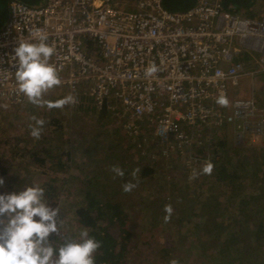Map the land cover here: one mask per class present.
<instances>
[{
    "label": "built area",
    "instance_id": "built-area-1",
    "mask_svg": "<svg viewBox=\"0 0 264 264\" xmlns=\"http://www.w3.org/2000/svg\"><path fill=\"white\" fill-rule=\"evenodd\" d=\"M128 1L11 0L0 28V101H28L18 91L14 49L45 30L60 85L74 90L77 102L80 90L98 109L108 108L126 135L146 131L162 154H180L192 172L209 161L195 150H209L212 129L232 124L237 144L259 148L264 105L231 88L264 73V12L248 15L221 0L182 9ZM153 64L158 71L146 75ZM220 95L227 107L216 103Z\"/></svg>",
    "mask_w": 264,
    "mask_h": 264
},
{
    "label": "rangeland",
    "instance_id": "rangeland-1",
    "mask_svg": "<svg viewBox=\"0 0 264 264\" xmlns=\"http://www.w3.org/2000/svg\"><path fill=\"white\" fill-rule=\"evenodd\" d=\"M128 3H132V0H129ZM252 6L251 9H248L250 15L256 16L264 12L262 1H257ZM249 83L248 95H253L260 104L264 105V77L257 76L255 81L251 79ZM73 91L64 85L56 86L44 95L43 106H35L29 101L15 105L0 101V134L16 135L17 138H22L26 149V155L22 154L23 160L17 167L19 170L14 166H10L6 177L11 179L10 183L15 187L39 184L45 189V198L52 203L50 205L61 208L58 218H62L64 228L60 231V236L63 237V233L67 230L69 235L71 234L69 238H79L81 230L77 229L79 227L75 225L74 210L80 199V185L83 184L86 177H94L102 183L104 190L117 191L115 195L120 192L124 194L127 200L125 205L131 213L132 224L129 226L140 230L138 236L141 240L148 239V241L159 246L160 239H163L170 243V246H173L170 254H166L165 257L159 256L163 259V264H171L173 260L177 261V264H219L211 260V257L215 254L213 251L198 253L193 247L194 239L180 232V223L186 219L184 217L181 222V217L178 219L176 214L181 210H185V213L189 212L191 214L189 219L197 223L209 217L210 219L206 223H209L208 226H212V232L216 228V222L227 227L229 223L233 228L232 230L235 231L232 234L233 238H238L243 243L242 249L244 248V250L239 258H236L242 264H264V239H262L261 244L259 243V248L251 251L252 240L240 234L246 232V228L250 230L254 222L258 221V223L264 225L263 212L250 210V205L247 208L238 206L235 203V198L231 199L229 197L225 181L216 182L212 173L203 174L201 171L203 167L197 168L196 173L200 174L194 179L191 178L193 172H190L184 165L182 156L176 153L162 154L155 140L147 135L146 131L137 139L126 135L108 110L98 109L94 104L87 103H91L92 99L82 94L80 90L76 92L79 94L81 102L66 104L63 108L49 109L47 107L49 102L54 103L67 95H74L75 92ZM30 105L36 108L35 112L30 113L31 110L26 109ZM73 108L75 112L71 115L68 111H72ZM96 112L99 114L96 115ZM17 113L26 114L24 124L15 119ZM35 113H37L36 118L45 121L39 139L44 134H48L50 139L48 142L53 144L49 145L51 148L46 149L47 151L44 153L54 155L50 161H46L48 164L47 169L37 166V154L32 153L38 150L37 144L39 145L41 141L36 139L33 142L34 137L30 134V125L34 126L32 122L35 123L32 119ZM12 115L14 120L11 119ZM10 119L12 122H10ZM58 119L62 120L66 132L69 130L70 135L53 130L54 121ZM25 126L28 127L26 134L21 129ZM234 131V125L227 124L212 129L211 137L216 132H221L225 136L226 144L236 148H234L236 153H232L230 156L245 155L246 158L253 159L254 164L262 165L264 160V132L261 134V146L253 149L237 144L234 139ZM59 144L60 146H58ZM57 146L59 147V155L55 150ZM82 147L83 150H81ZM85 149H88L90 154L85 156ZM75 151L78 154H75ZM195 151L204 156L208 154L211 163L210 149L208 151L205 149ZM8 155H10L8 148H1L0 145L1 159ZM41 158L42 154L39 159ZM80 158H83V160ZM8 159L9 157L3 159L0 163L6 164ZM74 159L79 160L75 162ZM12 162H14V158ZM74 165L77 167H74ZM113 166L122 168L125 171L124 177L117 176L112 171ZM147 167L151 168L150 173H148L149 177L139 184L136 178L140 176L141 170ZM73 171L75 172L74 175L72 174ZM134 171L136 173L135 177L132 175ZM254 173H256L255 169ZM256 174L260 176L261 173ZM21 177H23V181L20 180ZM129 181L136 184V187L129 192H125L123 184ZM240 183V190L245 192L249 191L250 187H253V183L256 182L251 177L242 176ZM164 201L173 209L171 217L167 221L165 220L167 213L164 209ZM217 202L220 203L221 214L226 215V217L217 219L219 209L212 206ZM159 218H162L161 226H163V229L157 230V226L151 227L150 222ZM133 221H136L137 224ZM75 232L76 234L73 235ZM52 234L59 236L57 233ZM138 244L140 243L138 242ZM226 245V242L221 243L223 247ZM144 249L146 248L144 247ZM133 255L131 256V262L137 260L138 264H156L155 259L157 256L152 255L149 251L141 252L140 246L133 252ZM232 255H235L233 251ZM228 262L230 263L232 260H228Z\"/></svg>",
    "mask_w": 264,
    "mask_h": 264
},
{
    "label": "trees",
    "instance_id": "trees-1",
    "mask_svg": "<svg viewBox=\"0 0 264 264\" xmlns=\"http://www.w3.org/2000/svg\"><path fill=\"white\" fill-rule=\"evenodd\" d=\"M10 1L11 0H0V28L4 26L5 22L8 19ZM20 1L26 2L28 4H39L40 2H42V0ZM221 1L226 8H229L234 11L242 10L245 14H249L248 9H251L253 7V3L257 1L264 2V0ZM162 2L163 5L168 9H182L190 6L194 2V0H162ZM231 93L239 96L248 95L249 89L246 81L244 82L242 80L238 87H236L235 89L231 88ZM87 103L92 104L93 102ZM33 105L24 108L30 109V113H32L36 110V108L34 110ZM103 109H106V107ZM68 112L73 115L75 109L73 108L72 111ZM36 114L37 113L34 114V117H36ZM25 115L26 114L17 113L15 115V119H20V122L24 124ZM11 119L14 120L13 115L11 116ZM11 119L10 122H12ZM32 123L35 126V123ZM7 124L9 125V122ZM52 127L55 132H62L70 135L69 130L68 132H66V129L64 128L61 119L54 121V126ZM21 129H23L24 134H26V129H28V127H21ZM35 140L36 139L34 138L33 142ZM39 140L41 141L39 142V145L37 144L38 150L32 153H35L38 156H36L38 160L37 166L41 167L42 169H47L46 166L48 164L46 163V161H50V159H52L54 155L50 153H44H46V149L51 148L49 145L53 144L48 142L50 140L48 134H44ZM211 140L212 141L209 144V149L211 150L212 155L210 159L211 163L213 164V170L211 173L213 174L215 181H225L226 191L229 197H231V199L235 198V203L238 206H244L245 208H247V206L250 205V210H259V212L264 213V160L262 162V165H259L254 164L252 162L253 159H248L245 157V155L236 157L230 156V154L236 153L234 151L235 147L226 144L225 136L222 135L221 132H216L211 138ZM23 141L24 140L22 138H17L16 135H4L3 133L0 134V143L2 142L0 144L1 148H8V152L10 153V155L3 157V159L9 157L6 164L0 163V176H2L5 181L4 185L0 187V194L19 192L24 189V187H15V185L10 183L11 179L6 177L7 172L9 170L8 168L10 166H14L17 170H19L17 167L23 160L22 154L26 155L25 142ZM58 146H60V144ZM58 146L55 149L57 155H59ZM81 150H83V147ZM89 152L90 151L88 149H85V156L90 154ZM29 153H31V151H29ZM41 154L42 158L39 159L41 157ZM75 154L78 153L75 151ZM13 158L14 162H12ZM3 159H1L0 157V161H2ZM80 159L83 160V158ZM74 160L75 162H77V160L79 159ZM74 167L77 166L74 165ZM200 168L201 167H198V169ZM254 169L256 173H261L260 176L254 173ZM150 171V167L141 170L140 176L136 178L137 182L140 184L142 181L148 179V173H150ZM189 171L192 172L190 169ZM74 173L75 172L73 171L72 174L74 175ZM242 176H247L248 178L251 177L256 182L253 183V187H250L249 191L243 192L240 190V178ZM20 180L23 181V177H21ZM116 193L117 191L111 192L109 190H104L102 183L94 177H86L83 181V184L80 185V199L78 200V203L74 210V220L76 227H79L77 229H87L90 237H94L96 240L101 242V247L94 254L95 264H138L137 260L135 262H133V260L132 262L130 261L131 256H134L133 252L137 249L138 246L141 247V252L144 253L146 251H149V253H151L152 255L157 256L155 259L156 264H163V259L160 257H165L166 254H170L171 248L173 246H170V243H167L163 239H160L159 246H157L151 241H148V239L141 240L138 236L140 230L134 228L133 226H129L130 224H132L131 213L125 205V201L127 200L125 199L124 194L120 192L118 195H115ZM49 204L52 203L49 202ZM163 205L165 209V206L167 205L165 201L163 202ZM212 206L217 209L221 207L219 202L214 203ZM183 213H185V210H181L176 214L178 216V219L181 217L180 222L184 219V217H186L185 221L180 223V232L194 239L193 247L198 253L213 251L215 254L213 257H211V260L216 263L242 264L241 261L237 258H239L241 252H243L244 250V248L242 249L243 243H241L238 238H233L232 234L233 232L235 233V231L232 230L233 228L228 223V221V227L221 226L216 222V228L212 232V226H208L209 223H206L207 220L210 219L209 217L205 218L204 221L197 223L196 221H191L189 219V217L191 216L189 212H186L185 215H183ZM218 213L219 216L217 219L221 217H226V215L221 214V209H219ZM133 222L137 224L136 221ZM150 223L151 227L157 226V230L163 229V226H161L162 218L151 220ZM63 228L64 226L62 223V225L60 226V231ZM75 234L76 232L73 233V235ZM240 234L242 236L245 235L246 237L252 240L251 243H253V246L251 247V251H253L255 248H259L258 246L261 244L262 239H264V225L262 223H258V221L256 223L254 222V225L250 228V230L246 228V232H242ZM70 235L69 231L66 230L63 233V237L56 236V234L51 233L49 239L58 247L59 245L64 243L65 240L73 239L69 238ZM138 242L140 244H138ZM222 242H226L227 245L224 247L221 246ZM144 247L146 249H144ZM232 251L235 255H232ZM228 260H232V262L229 263Z\"/></svg>",
    "mask_w": 264,
    "mask_h": 264
},
{
    "label": "clouds",
    "instance_id": "clouds-1",
    "mask_svg": "<svg viewBox=\"0 0 264 264\" xmlns=\"http://www.w3.org/2000/svg\"><path fill=\"white\" fill-rule=\"evenodd\" d=\"M55 50V44L49 43V34L45 30H38L30 40H19L14 49L18 91L34 105L43 106L44 95L62 83L57 66L50 62ZM156 71L158 69L153 64L145 74L151 76ZM76 102L73 95H67L54 103L49 102L47 107L63 108ZM216 103L227 107L229 100L226 95H220ZM32 119L35 126L30 125V134L39 139L45 121L36 117ZM212 170L213 164L209 162L201 171L211 174ZM112 171L120 177L125 175L119 166H113ZM199 174L193 172L191 178ZM132 175L135 177V171ZM4 183L0 176V187ZM134 187L136 184L130 181L123 184L125 192ZM60 211L59 206L49 204L45 189L39 184L25 186L19 192L0 194V264H95L94 254L101 242L90 237L87 229L80 231L78 239H67L58 247L49 240L51 233L61 235L63 220L58 219ZM165 212L167 221L173 212L172 207L166 205ZM171 264H177V261L173 260Z\"/></svg>",
    "mask_w": 264,
    "mask_h": 264
},
{
    "label": "crops",
    "instance_id": "crops-1",
    "mask_svg": "<svg viewBox=\"0 0 264 264\" xmlns=\"http://www.w3.org/2000/svg\"><path fill=\"white\" fill-rule=\"evenodd\" d=\"M257 76H259V77H264V73H261V74H259V75H257ZM256 76V77H257ZM251 79H253L254 81H255V77H253V78H251V77H248V76H243L242 78H241V81L243 80L244 82L246 81V83H247V85H249L250 83L249 82H251ZM249 80V81H248ZM251 87V86H250ZM93 104V103H92ZM34 110H35V107H34ZM96 115L97 114H99L98 112H96L95 113ZM20 116V115H19ZM19 116H18V118H19ZM18 121H21L20 119H18ZM150 151H151V148L149 149Z\"/></svg>",
    "mask_w": 264,
    "mask_h": 264
},
{
    "label": "flooded vegetation",
    "instance_id": "flooded-vegetation-1",
    "mask_svg": "<svg viewBox=\"0 0 264 264\" xmlns=\"http://www.w3.org/2000/svg\"><path fill=\"white\" fill-rule=\"evenodd\" d=\"M263 3H264V2H263ZM248 15H250V14H248ZM254 139H255V137H252V138H251V141H253Z\"/></svg>",
    "mask_w": 264,
    "mask_h": 264
}]
</instances>
